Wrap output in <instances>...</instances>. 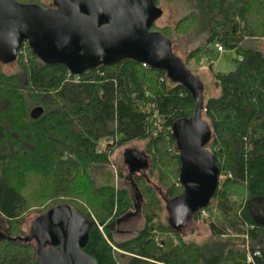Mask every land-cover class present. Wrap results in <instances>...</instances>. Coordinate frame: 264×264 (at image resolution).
I'll use <instances>...</instances> for the list:
<instances>
[{
  "label": "trees",
  "instance_id": "trees-1",
  "mask_svg": "<svg viewBox=\"0 0 264 264\" xmlns=\"http://www.w3.org/2000/svg\"><path fill=\"white\" fill-rule=\"evenodd\" d=\"M17 1L53 5V0ZM169 1L183 3L186 14L173 28L154 23L151 30L201 37L188 60L198 68L208 60L220 89L204 104L211 123L206 147L219 166V185L210 203L193 215L211 213L210 238L187 242L170 223H155L163 205L149 178L138 176L144 227L132 239L115 242L113 224L135 208L134 199L127 187L98 186L91 173L94 166L109 165L117 147L147 139L146 155L153 159L148 169L152 173L170 156L173 176L162 173L161 179L173 199L179 196L181 160L171 129L195 114L192 91L166 71L132 59L74 74L63 64L44 62L24 43L15 59L24 47L29 50L27 60L21 57V71L8 75L0 69V217L6 235L0 237V264H36L37 245L20 228L33 200L47 201L42 214L63 204L83 214L90 224L84 251L99 264H264V226L248 210L251 198L264 197V51L243 45L264 39V0ZM215 44L241 55L234 70H212ZM37 106L44 112L33 118ZM174 141L177 152L170 153ZM246 223L254 228L247 232ZM155 229L172 232L178 242L157 241ZM230 231L234 237L226 236ZM247 242L261 252L253 262Z\"/></svg>",
  "mask_w": 264,
  "mask_h": 264
},
{
  "label": "water",
  "instance_id": "water-1",
  "mask_svg": "<svg viewBox=\"0 0 264 264\" xmlns=\"http://www.w3.org/2000/svg\"><path fill=\"white\" fill-rule=\"evenodd\" d=\"M162 15L156 0H53L51 6L0 0V59L15 60L26 42L44 62L63 64L74 74L132 59L164 70L170 79L186 85L197 106L192 117L172 126L184 190L168 204L170 225L179 230L210 203L220 170L215 155L206 148L211 127L203 117L204 85L174 53L173 40L151 30ZM43 112L37 106L31 116L38 118ZM125 160L131 170L149 166L147 156L133 149ZM248 210L254 222L264 226V197L251 198ZM89 231L87 218L63 204L39 216L24 239H36V264H99L84 251Z\"/></svg>",
  "mask_w": 264,
  "mask_h": 264
},
{
  "label": "rangeland",
  "instance_id": "rangeland-1",
  "mask_svg": "<svg viewBox=\"0 0 264 264\" xmlns=\"http://www.w3.org/2000/svg\"><path fill=\"white\" fill-rule=\"evenodd\" d=\"M47 4H50V1H46ZM160 8L163 9V15L156 21L155 28H163L165 26L174 27L176 23L186 14L185 5L178 1H169V0H161L158 4ZM188 10V9H187ZM173 40V51L174 53L182 58L187 63L188 68L195 74H197L203 85V97L206 102L209 98L217 97L220 95V89L215 85V77L213 72L209 68V61L204 60L203 65L201 67H197L194 64V61L188 60L189 53L196 48L200 41L201 37L196 35H177L172 34L170 37ZM221 44H215L216 49V57L212 61V70L215 72L228 73L234 70L237 67V58H241V55L237 53L235 49H225L222 52L218 51V46ZM244 46L252 45L255 48H259L264 51V39L260 40H252L246 41L243 44ZM23 56H18L17 60L5 62L0 59V69L3 70L8 75L16 74L21 71L20 60L21 57L25 60L28 59L30 53L29 50L24 47L23 48ZM204 119L211 124L209 119L203 113ZM147 139L142 140H133L124 145L117 147L110 156V164L107 166H94L91 169V173L93 178L96 181L98 186L102 185H113L117 189L121 187H127L132 194V197L135 202V208L121 217V219L116 220L113 224V236L115 242H123L126 240H130L135 237L140 230L144 227L145 218L141 212V205L143 202L141 193L139 191L138 183L136 182V177L147 176L149 178V183L153 185V187L157 191V196L160 199V204L163 205V209L160 210L159 217L154 221L155 223H170V213L168 210V204L173 199L169 193L168 188L163 184L162 181V173L163 175L170 174V169L173 167L170 159L164 160L160 167L158 166L154 171L148 169H141L137 171H130V167L126 163V153L128 150L133 149L140 153L146 155L147 153ZM170 153L177 152V145L174 142L171 143ZM147 156V155H146ZM149 164L152 163L153 159L151 155L148 157ZM18 159H21L18 158ZM159 165V164H158ZM35 166V165H34ZM15 166H11V169H14ZM116 169V170H115ZM12 171V170H11ZM20 171V169H19ZM8 174V173H7ZM11 175V174H8ZM173 176L172 174H170ZM26 180L32 182L30 180L29 174L25 176ZM34 180L36 175L32 177ZM224 178H222L223 180ZM41 181L40 179H38ZM221 180V181H222ZM221 183V182H220ZM180 185V184H178ZM35 190V188H32ZM40 202L33 200V206L27 211L24 215L23 221L20 224L21 233L29 235L31 232V227L33 222L44 213L47 203H43L39 205ZM172 205V203H171ZM211 213H209L206 209L201 210L200 215H196L194 218H190L186 225L180 229L182 233V237L185 241H195L198 243H202L210 238V227L208 224V219H211ZM6 226V223H5ZM153 235L157 241L168 240L169 238H173L175 242H178V239L174 236L172 232L169 231H160L155 229L153 231ZM234 237V232L230 231L228 235ZM33 245H37L36 239L31 240ZM115 245V244H114ZM251 243H246V249L248 247L251 248ZM117 250V249H116Z\"/></svg>",
  "mask_w": 264,
  "mask_h": 264
},
{
  "label": "built area",
  "instance_id": "built-area-1",
  "mask_svg": "<svg viewBox=\"0 0 264 264\" xmlns=\"http://www.w3.org/2000/svg\"><path fill=\"white\" fill-rule=\"evenodd\" d=\"M219 50H223V47L222 46H219ZM146 65V64H144ZM254 228V225L250 224V223H246V229H247V232L252 230ZM246 237L248 238V235H246ZM247 256H248V261L249 262H253V257L255 255H261V252L259 249H252L250 247H248V250H247Z\"/></svg>",
  "mask_w": 264,
  "mask_h": 264
},
{
  "label": "flooded vegetation",
  "instance_id": "flooded-vegetation-1",
  "mask_svg": "<svg viewBox=\"0 0 264 264\" xmlns=\"http://www.w3.org/2000/svg\"><path fill=\"white\" fill-rule=\"evenodd\" d=\"M130 171L133 173V171H137V170H131L130 168ZM121 219V218H120ZM119 220V219H118ZM3 227H4V222H3V219L0 217V236H1V232L4 231L3 230Z\"/></svg>",
  "mask_w": 264,
  "mask_h": 264
}]
</instances>
